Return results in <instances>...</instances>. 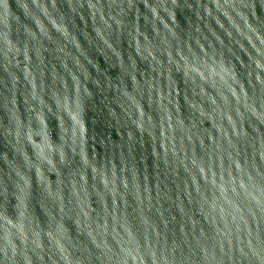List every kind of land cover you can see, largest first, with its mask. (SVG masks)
<instances>
[{
    "label": "water",
    "instance_id": "obj_1",
    "mask_svg": "<svg viewBox=\"0 0 264 264\" xmlns=\"http://www.w3.org/2000/svg\"><path fill=\"white\" fill-rule=\"evenodd\" d=\"M131 264H264V30L201 160Z\"/></svg>",
    "mask_w": 264,
    "mask_h": 264
}]
</instances>
